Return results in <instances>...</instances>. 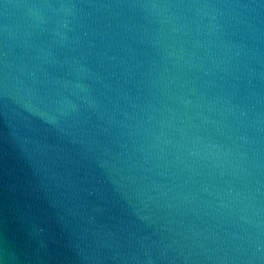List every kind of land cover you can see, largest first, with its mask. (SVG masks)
Instances as JSON below:
<instances>
[{"label": "water", "instance_id": "95a60500", "mask_svg": "<svg viewBox=\"0 0 264 264\" xmlns=\"http://www.w3.org/2000/svg\"><path fill=\"white\" fill-rule=\"evenodd\" d=\"M0 264H264V0H0Z\"/></svg>", "mask_w": 264, "mask_h": 264}]
</instances>
